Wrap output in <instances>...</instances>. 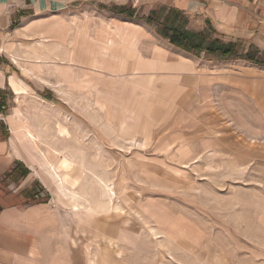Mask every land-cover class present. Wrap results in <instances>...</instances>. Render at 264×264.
<instances>
[{
    "label": "crops",
    "instance_id": "1",
    "mask_svg": "<svg viewBox=\"0 0 264 264\" xmlns=\"http://www.w3.org/2000/svg\"><path fill=\"white\" fill-rule=\"evenodd\" d=\"M206 27L257 35L264 0H0L1 106L12 103L0 119V264H89L92 247H100L94 211L57 206L82 204L81 181L63 184L46 162L77 152L44 142L43 129L16 110L25 106L21 92L57 106L68 94L88 97L97 123H171L224 75L210 62L212 53L171 42L180 41L178 31ZM38 166L58 180L43 181ZM52 185L77 194L38 198Z\"/></svg>",
    "mask_w": 264,
    "mask_h": 264
},
{
    "label": "rangeland",
    "instance_id": "2",
    "mask_svg": "<svg viewBox=\"0 0 264 264\" xmlns=\"http://www.w3.org/2000/svg\"><path fill=\"white\" fill-rule=\"evenodd\" d=\"M185 33L191 42L199 34L231 43L234 51L210 52L224 75L171 123H97L88 97L68 94L62 107L21 92L25 106L16 110L43 129L44 142L77 152L49 161L63 184L81 181L82 204L57 206L94 211L100 247H92L89 264H264V30L251 37L212 27ZM37 171L43 181L58 180L42 166ZM55 185L38 198L77 194Z\"/></svg>",
    "mask_w": 264,
    "mask_h": 264
},
{
    "label": "trees",
    "instance_id": "3",
    "mask_svg": "<svg viewBox=\"0 0 264 264\" xmlns=\"http://www.w3.org/2000/svg\"><path fill=\"white\" fill-rule=\"evenodd\" d=\"M176 33V28L172 29ZM180 41L171 40L172 43H175L179 47L186 50H195V51H209V52H219L222 56H230L233 54L234 45L231 43L224 44L217 39L209 40L206 37L198 34L196 41L191 42L187 39L186 33L184 31H178ZM207 41V42H206ZM206 42V43H205ZM245 56L251 60L255 61V54L252 52H247Z\"/></svg>",
    "mask_w": 264,
    "mask_h": 264
},
{
    "label": "built area",
    "instance_id": "4",
    "mask_svg": "<svg viewBox=\"0 0 264 264\" xmlns=\"http://www.w3.org/2000/svg\"><path fill=\"white\" fill-rule=\"evenodd\" d=\"M4 107L1 106V97H0V119H3V114H4Z\"/></svg>",
    "mask_w": 264,
    "mask_h": 264
},
{
    "label": "bare ground",
    "instance_id": "5",
    "mask_svg": "<svg viewBox=\"0 0 264 264\" xmlns=\"http://www.w3.org/2000/svg\"><path fill=\"white\" fill-rule=\"evenodd\" d=\"M72 161V160H71ZM46 162L48 163V165H49V167L51 168V169H53L54 168V166H53V164H52V162H49L47 159H46ZM76 163V162H75ZM70 166H69V163L67 164V168H69ZM107 188V187H106ZM108 189V188H107Z\"/></svg>",
    "mask_w": 264,
    "mask_h": 264
}]
</instances>
